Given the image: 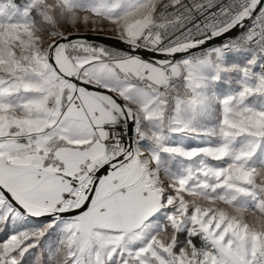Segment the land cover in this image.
Here are the masks:
<instances>
[{
	"label": "snow or ice",
	"instance_id": "obj_1",
	"mask_svg": "<svg viewBox=\"0 0 264 264\" xmlns=\"http://www.w3.org/2000/svg\"><path fill=\"white\" fill-rule=\"evenodd\" d=\"M0 264H264V0H0Z\"/></svg>",
	"mask_w": 264,
	"mask_h": 264
}]
</instances>
